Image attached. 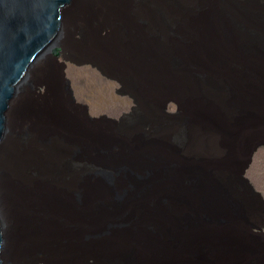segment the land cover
Here are the masks:
<instances>
[{"label":"water","instance_id":"obj_1","mask_svg":"<svg viewBox=\"0 0 264 264\" xmlns=\"http://www.w3.org/2000/svg\"><path fill=\"white\" fill-rule=\"evenodd\" d=\"M84 1L0 0L4 166L9 142L20 143L9 169H0L7 210L5 217L0 205V264H21V257L41 249L70 255L77 237L80 251L71 255L82 264H264V198L246 177L264 148V0H99L114 11L97 16L102 26L94 31L107 25L112 29L105 40L118 38L131 48L124 58L144 83L134 78V86L122 84L138 107L108 120L105 129L78 127L72 114L56 118L53 125L65 133L54 140L44 135V121L40 131L22 127L15 113L12 133L13 104L43 62L60 57L65 16L72 11L78 17L95 5ZM170 102L181 113L168 116ZM24 119L31 120L29 112ZM111 123L112 137L106 135ZM32 136L38 145L71 153L82 192L73 191L68 201L63 192L49 202L34 197L36 204L28 205L34 180L43 176L35 156L29 161L19 149ZM21 171L31 195L10 186ZM42 218L64 228L60 251L49 243L53 236L43 231ZM40 233L48 242L35 241ZM119 239L113 248L105 243Z\"/></svg>","mask_w":264,"mask_h":264},{"label":"rangeland","instance_id":"obj_2","mask_svg":"<svg viewBox=\"0 0 264 264\" xmlns=\"http://www.w3.org/2000/svg\"><path fill=\"white\" fill-rule=\"evenodd\" d=\"M92 3L95 5H92L91 8L83 9L82 13H78V17H74V15L72 16L74 26L70 29L68 34L67 31L64 32L65 38L60 45V57L57 59L47 58L43 62L38 73L32 77V79L27 84L26 89L17 102L16 111L13 109V112L11 113V122L13 120V127L11 129L12 133H14L13 130L16 128L15 113L17 121L20 122L22 127L30 125L29 122L31 123L33 121L34 126H32L38 128L39 131L42 130L40 125L44 126L45 123L46 127L50 128L55 122L56 118H61L64 120L65 118H69L71 114L73 116L72 122L76 124L78 123V127L84 126V128L89 127L93 129H105L107 127L108 120H119L125 113H129L133 107H138V105L135 103V100L127 91H125V86L122 84L123 81L126 84V87H128V85L134 86V78L138 83H140L134 74L135 72L130 71L132 68L128 66V68L131 69H127L123 65V62L126 60V58H124V52L129 51L131 48H127L124 45L120 46L118 38L111 42L109 40H105L107 38V33L109 34L110 32L107 28H105L107 30L103 29L96 32L94 31V25L98 24L99 27V25L102 23L101 21L96 23L98 20L97 16H100L103 13H100V9L107 8L108 10H112V6L106 3L100 4L99 0H93ZM73 11H77V9L75 8ZM105 15L107 14L105 13ZM91 17H93L94 20L91 19ZM100 19L102 20V18ZM88 21H90L89 26ZM79 24L84 26H78ZM101 26L102 25H100V27ZM126 38H128L126 39V41L128 40L127 42L131 41V34ZM95 45H99L104 50L105 56L114 57L119 60L120 63L107 62L108 65H105L104 67L103 65H98L93 61H90L88 56H86L84 53L86 51L92 53L91 48ZM73 54L79 55V57L72 56ZM104 55L102 57L105 58ZM110 71H115L114 73H120V75H112L110 74ZM61 72L65 74L64 81L60 80V78H62L60 74ZM65 80L70 82V88L74 100L66 91L67 84ZM127 80L130 84L127 83ZM59 108H64V110L58 114L56 109ZM27 112H29L32 121L24 119V116ZM166 112L168 116L171 114L177 115L181 113V110H179V105L177 103L175 104L174 102H170ZM60 113L67 114V116H61ZM57 127H61L62 129V125H57ZM113 128L114 124L111 123L109 129H106L107 136H114V133L110 131ZM62 133L65 132L62 131ZM36 141L37 138L33 137L32 142H25V146L22 145L21 148L18 147L20 152L23 153V157H26L25 152H28L29 161L34 159V156L37 154V151L36 154H34L36 150L35 146L38 145V141ZM34 142L37 145H35ZM12 144L13 140L10 141V145L7 147L8 150L6 155L8 162H6L7 164L5 166L7 168L9 167L8 165H10L12 161L11 159L13 158L12 152L16 151L15 147L20 143L10 147ZM12 176L16 177L12 178L13 184L10 185L12 189L18 191L25 188L24 191L31 195L33 190L32 188L26 187V185L23 187L20 185L19 179H21V176L25 177V173L21 171L20 176H17L16 173H14ZM246 177L251 182L256 191L264 198V148L259 149L255 154L252 165L246 173ZM19 194L18 196H20ZM29 197L30 198L28 199L31 200V205L36 204L34 197L39 199V196L36 192L34 195ZM70 197L72 198V195H70ZM41 200L42 198L40 201ZM42 219L41 221L43 224L41 227L43 231L48 233V236H53L50 238L51 240L49 239V243L53 241L58 243V249L60 251L61 243L63 241L64 228L56 224L53 218L51 221ZM261 227L262 232H264L263 222L261 223ZM15 233L18 235V237L22 236L21 229L16 230ZM40 235L41 237H37L35 241L40 242L42 238L46 239L43 233H40ZM17 239L18 241L22 240L21 238ZM46 240L48 241V239ZM120 240L121 239L116 240L115 242L105 243L109 248H113L120 245ZM22 244L18 246V253L20 254L22 253ZM102 248H104V246ZM57 251V249H41L36 253L37 255H32V257L30 256L29 258L21 257V264H63L62 261H65L64 263L66 264L65 257H67V255L64 254L62 259L61 256L57 254ZM72 261H70L71 263L69 264H82L75 262L77 260H75L73 263ZM92 261L93 260H90L89 262L93 263Z\"/></svg>","mask_w":264,"mask_h":264},{"label":"bare ground","instance_id":"obj_3","mask_svg":"<svg viewBox=\"0 0 264 264\" xmlns=\"http://www.w3.org/2000/svg\"><path fill=\"white\" fill-rule=\"evenodd\" d=\"M112 11H114L113 7H112V10H108L107 8L100 9V13L103 12L104 15H105V13L108 15L109 12L111 13ZM72 16H73L72 11H71V13H69V15L65 16V29H64V32L67 31V34L69 33L70 29L74 26V23H73V20H72ZM106 28L109 31H110V29H112V28H110L107 25H106ZM126 39H128V38H126ZM91 51H92V53L86 51L84 54H86V56H88L90 61H93L94 63H96L98 65H103L105 67V65H108L107 62L120 63L119 60H117L114 57L105 56L104 55V50L99 45L93 46L91 48ZM103 55L105 56V58L102 57ZM72 56L79 57V55H76V54H73ZM131 58H132V56H131ZM123 65L127 69H131L132 68L130 71L131 72H135L134 74H135L136 78L139 80L140 83H142L144 81L143 78L141 77L139 71L135 70V68L133 67V65L131 63V59H126L123 62ZM128 66H130L131 68H128ZM111 71H110V74H112V75H114V74L118 75V76L120 75V73L116 74V73H114L115 71H113V72H111ZM15 105H16V102L13 104V106L11 108V113L13 112V109L15 108ZM12 117H13V115H12ZM12 124H13V120L11 122V119H10V124H9V130L10 131H11L12 127H13ZM29 124H33V122H31V123L29 122ZM34 124H35V122H34ZM61 133H62L61 127L59 128V127H57L55 125H52L50 128H48V130L44 133V135L46 137L48 135H51L52 136L51 140H54V138L60 136ZM56 135H58V136H56ZM32 140H33V137H30L28 139V142H32ZM34 144H35V142H34ZM9 145H10V142H9ZM35 145H37V144H35ZM23 146H25V145H23ZM26 148H27V145H26ZM35 148H36L35 154H36V151H37V154L35 155V161L34 162L39 167L38 169H41L40 170V174L43 175L41 178H37V179L34 180L35 181V189L34 190L37 193V195L39 196V198L40 199L42 198L40 203H43L44 199H46L47 196H48V202H49L51 200L52 195L54 197H57V196H59V194L61 192L64 193L63 198L65 199V201L70 200V195H72L74 193L73 191L82 192V190H83L82 176H81V174L78 171L74 172V169H72V166H71L72 159L70 157L71 153L69 151H67L65 149H61L59 147V145H56L54 148H50V147H48L46 145L40 144V145L35 146ZM29 154H30V152H29ZM79 160L80 159H78V161ZM4 164L5 163H3V160H2V162H0V169L5 167ZM44 171H45V174H44ZM14 178H16V177H14ZM19 180H20V185H22V187L25 186V185H26V187H31L28 184V182H26L27 179L25 177H21V179H19ZM45 180H47L48 183H46L44 185V181ZM30 201L31 200L28 199V202H27L28 205H31ZM0 205H1V209H2L1 212H2L3 215L5 214L4 216L6 217L7 210H6L5 204H4V202L2 200H0ZM70 222L74 223V224L77 223L78 225L81 224V222L79 220L73 221V220L70 219ZM46 242H48V241L45 238H42L40 240V243H46ZM80 246H81V243L79 241V237H77L76 240L74 241V243H71L69 252L72 253L71 250H73L74 253L79 254ZM71 253H70V255H67V257H65L66 258V264L71 263L70 261H72V260H73L72 263L75 260H77V259L73 258V255H71ZM61 258L63 259V257H61ZM67 260H70V261H67ZM64 262L65 261H62L63 264H65Z\"/></svg>","mask_w":264,"mask_h":264},{"label":"flooded vegetation","instance_id":"obj_4","mask_svg":"<svg viewBox=\"0 0 264 264\" xmlns=\"http://www.w3.org/2000/svg\"><path fill=\"white\" fill-rule=\"evenodd\" d=\"M263 220H264V215H263Z\"/></svg>","mask_w":264,"mask_h":264},{"label":"clouds","instance_id":"obj_5","mask_svg":"<svg viewBox=\"0 0 264 264\" xmlns=\"http://www.w3.org/2000/svg\"><path fill=\"white\" fill-rule=\"evenodd\" d=\"M263 223H264V220H263ZM264 233V232H263Z\"/></svg>","mask_w":264,"mask_h":264}]
</instances>
